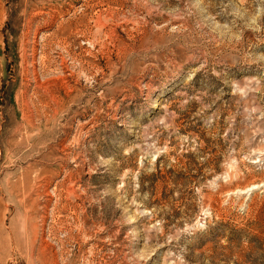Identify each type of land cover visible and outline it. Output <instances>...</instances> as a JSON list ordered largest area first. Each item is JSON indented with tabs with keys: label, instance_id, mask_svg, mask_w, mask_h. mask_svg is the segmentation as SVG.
<instances>
[{
	"label": "rangeland",
	"instance_id": "rangeland-1",
	"mask_svg": "<svg viewBox=\"0 0 264 264\" xmlns=\"http://www.w3.org/2000/svg\"><path fill=\"white\" fill-rule=\"evenodd\" d=\"M0 264H264V0H0Z\"/></svg>",
	"mask_w": 264,
	"mask_h": 264
},
{
	"label": "bare ground",
	"instance_id": "bare-ground-1",
	"mask_svg": "<svg viewBox=\"0 0 264 264\" xmlns=\"http://www.w3.org/2000/svg\"><path fill=\"white\" fill-rule=\"evenodd\" d=\"M249 192V191H248Z\"/></svg>",
	"mask_w": 264,
	"mask_h": 264
}]
</instances>
